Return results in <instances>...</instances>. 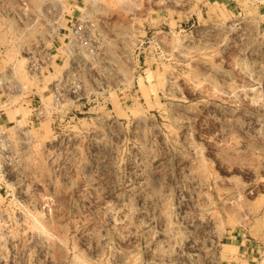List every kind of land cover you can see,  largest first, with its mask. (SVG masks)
Here are the masks:
<instances>
[{
	"label": "rangeland",
	"instance_id": "1",
	"mask_svg": "<svg viewBox=\"0 0 264 264\" xmlns=\"http://www.w3.org/2000/svg\"><path fill=\"white\" fill-rule=\"evenodd\" d=\"M0 127V264H264V0H0Z\"/></svg>",
	"mask_w": 264,
	"mask_h": 264
},
{
	"label": "built area",
	"instance_id": "2",
	"mask_svg": "<svg viewBox=\"0 0 264 264\" xmlns=\"http://www.w3.org/2000/svg\"><path fill=\"white\" fill-rule=\"evenodd\" d=\"M73 33L75 34L76 38L80 40V44L84 45L87 48L91 46L89 31L84 24H78L77 26H75L73 29ZM2 137L4 136H3V132L0 127V138Z\"/></svg>",
	"mask_w": 264,
	"mask_h": 264
}]
</instances>
